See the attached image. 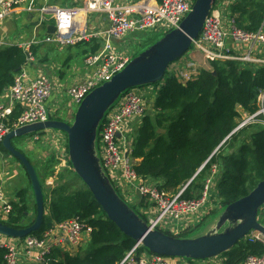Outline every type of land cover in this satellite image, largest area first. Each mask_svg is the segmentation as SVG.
Here are the masks:
<instances>
[{"label": "trees", "instance_id": "obj_1", "mask_svg": "<svg viewBox=\"0 0 264 264\" xmlns=\"http://www.w3.org/2000/svg\"><path fill=\"white\" fill-rule=\"evenodd\" d=\"M231 13L236 14L238 26L257 32L264 22V0L235 1ZM86 42L89 49L85 57L102 47L95 40ZM31 52L35 56V47ZM29 61L28 53L17 45L0 48V97ZM173 64L164 79L154 84L157 95L135 127L131 150L133 167L141 178L151 180L158 188L170 194L184 190L182 197L193 199L202 195L212 168L217 166L212 191L224 208L248 195L264 180V127L255 126L249 134L250 142L240 143L236 151L233 150L235 143L247 129L230 136L238 123V107L248 113L258 108L259 91L264 89V65L213 61L212 70L202 69L192 79L184 81L180 73L171 72ZM20 114L14 110L8 122L10 129L14 128ZM0 146L5 151L3 145ZM36 171L38 173L37 168ZM67 175L68 170L64 169L60 183L50 191V201L45 196L43 224L32 235L43 239L58 224L77 219L85 224L89 239L86 249L80 248L75 254L55 249L46 263L119 264L137 242L107 217L85 184L68 193L64 185ZM74 178L80 179L76 173ZM29 185L33 192L31 182ZM28 193L27 188L16 192L12 213L5 222L9 226L21 229L31 223ZM34 210L36 212L35 201ZM263 250L260 242L243 240L223 256L229 264H239L251 255L262 254ZM6 252L0 247V264H4ZM145 252L149 251L139 245L134 258L139 260Z\"/></svg>", "mask_w": 264, "mask_h": 264}, {"label": "built area", "instance_id": "obj_2", "mask_svg": "<svg viewBox=\"0 0 264 264\" xmlns=\"http://www.w3.org/2000/svg\"><path fill=\"white\" fill-rule=\"evenodd\" d=\"M195 1L132 0L121 4L117 0H83L82 6L76 9L59 7L52 3L40 5L38 0H0V22L11 17L17 10H22L36 17V31L42 28L47 30L49 25L56 26L54 34H46L44 38L34 37L28 41L21 38L11 41L9 37L0 36V48L17 45L28 53L31 60L32 47L41 43L74 45L83 40L88 42L102 40L101 49L84 59L85 66L92 69V74L72 85L67 91L68 105L79 106L90 92L110 81L133 60L134 55L128 51L118 50L114 40H122L146 30L165 34L179 28L192 10ZM77 10L86 15L104 14L110 25L102 31L81 33L82 21H78L74 16ZM193 46L210 62L236 61L242 64L264 65V22L257 32H250L238 26L236 14L230 13V16L226 17L219 8L214 7L205 20L199 36L193 41ZM181 64L184 69L185 63ZM183 71L181 77L184 81L192 79L195 75L190 70ZM52 89V83L47 76L40 73L36 77H31L26 67L15 76L14 84L7 90L8 98L0 100V144L12 130L8 122L17 106L20 107L21 114L13 129L50 119L47 103ZM155 95L157 91L154 85L138 87L123 94L108 110L99 127L97 140L99 148L96 146V149L103 169L118 193L120 192L128 201H132L131 196L136 195L147 199L151 205V213L144 215V218L150 230L162 231L166 220L199 213L210 204L218 167L212 168V175L207 180L202 195L193 199L183 198L184 190L170 194L136 173L131 157L134 133L131 121L145 115ZM257 106L253 113L238 107L240 113L238 123L230 136L248 126L264 127V89L259 91ZM66 156L69 157L68 148ZM212 197L216 198L214 195ZM12 209V201L4 186L0 185V217L8 221ZM85 234L89 235L85 224L77 219H70L47 232L43 239L30 235L12 242L0 235V247L7 250L4 264H24L19 257L22 249L41 264H47V257L57 248L75 254L82 248ZM245 240L260 242L264 248V234L260 232L252 231ZM139 245L137 244L119 264H229L227 257L223 255L207 260H192L195 261L193 263L189 262L190 259L145 252L136 260L134 256ZM239 264H264V250L262 254L251 255Z\"/></svg>", "mask_w": 264, "mask_h": 264}, {"label": "water", "instance_id": "obj_3", "mask_svg": "<svg viewBox=\"0 0 264 264\" xmlns=\"http://www.w3.org/2000/svg\"><path fill=\"white\" fill-rule=\"evenodd\" d=\"M216 3L217 0H196L179 28L165 33L161 39L137 54L124 70L90 92L78 106L72 121L50 118L12 129L5 136L3 148L21 163L31 182L36 217L29 226L21 229L0 221V235L22 239L41 229L46 214L44 187L34 164L14 146L13 141L53 130L66 134L73 171L87 186L103 212L125 235L152 254L207 260L230 251L252 231L264 234V225L259 221L260 211L264 207V180L248 195L224 207L207 233L198 237H178L160 230H150L145 218L118 193L105 173L96 149L98 130L108 110L127 91L161 82L170 65L191 49ZM55 32V25L47 27L48 34Z\"/></svg>", "mask_w": 264, "mask_h": 264}, {"label": "crops", "instance_id": "obj_4", "mask_svg": "<svg viewBox=\"0 0 264 264\" xmlns=\"http://www.w3.org/2000/svg\"><path fill=\"white\" fill-rule=\"evenodd\" d=\"M130 1L132 0H117V2L121 4H125ZM38 2L40 5H43L45 3H52L55 5H58L59 7H65V8L67 7L75 8L76 7L77 9L82 6L83 0H38ZM234 2H235L234 0H217L215 7L219 8L221 12L224 13V15H226L227 17L231 13V6ZM74 16L76 17L78 21H82L83 27H82L81 33H84V34L105 30L110 25L109 19L104 14L86 15L77 10V13ZM35 25H36L35 16L29 15L22 10H17L11 17L0 22V36L9 37V40L11 41L16 40L17 38H21L24 41L31 40L34 37L44 38L46 34H48L47 30H44L42 28L40 31H36ZM135 34L136 33L129 35L122 40H114V45L117 47L118 50L128 51L132 53L133 55H135L134 52H136L138 48L142 46V43H143L137 38V36H135ZM95 41L98 42V44L100 42L101 46L103 45L102 40L100 41L95 40ZM124 45H125V48L123 49ZM33 47H35L36 54L29 61V63L26 66V69L31 75V77H36L38 74L42 73L50 79L53 89H52L51 97L49 99V101L52 100L50 109L48 107L49 116L52 119H59L60 117L59 116L57 117V112L59 111L58 100L59 99L62 100L65 97H68L67 91L72 85L80 82L82 79L92 74V69L87 68L84 63L85 51L89 49V45L85 40H83L74 45H57L54 43L45 42V43H41L38 45H34ZM196 51H192L190 53V57H193L194 60H198L197 54L199 53L197 52L199 51L197 52ZM191 62H193V60H190V63ZM179 63L180 64L177 66L175 65L174 68L172 66L170 70L172 73H175V74L180 73V75H182L184 73L183 70H185V68L184 69L182 68L181 63L183 62H179ZM7 98H8V91L6 90V92L0 97V100H5ZM68 103H69V100L67 104ZM68 107H69L68 114L70 118L68 117L67 121L70 122L73 119L75 112L73 110V107L69 105ZM15 111H20L21 113L20 107L17 106L15 108ZM131 123H132L133 132H134L135 127L139 123V119L137 118L136 120L131 121ZM46 133L49 139L52 140L53 149L64 150V151L67 150V136L65 133L60 132V131L59 132L57 131V133H53L52 131L37 133L36 137H34V140L39 139L40 136ZM29 140L27 139V141ZM13 142L15 146L19 144V142H21L20 144H22V138L15 139ZM39 153L40 152L36 150L34 155L37 156ZM6 160L8 159L5 158L4 155H2L0 157V166ZM68 161H69L68 157L66 159H62V162H66L65 166L69 172L72 170V166L69 164ZM58 163H60V161H58ZM20 166L21 167L18 170V173L16 172L11 178L14 179L18 175L20 177L22 176L23 180L25 179L27 180L28 175L24 167H22L21 163H20ZM34 166L36 167V164H34ZM23 171L25 172V175H27V177H25ZM7 173L8 172H4L2 173V176L0 175V181H1V185H3L5 190L7 191L9 199L13 201V199L16 197V192L18 190L17 191L13 190L10 187L12 184L7 183L8 181L5 180ZM60 174L61 173H57L53 176H47V179L51 178L53 180L54 177H56L57 179H60ZM74 181H79V179L77 180L74 178ZM28 184H30V181L27 182V184L24 185L23 188L29 189L28 200H30L31 196L34 197L33 195L34 193L32 192L30 188H28ZM213 193H214V190H213ZM131 200H132L133 205L139 209L138 211L141 214L146 215L147 213H151L150 211L151 205L147 199H142L141 197L137 198V196H134V197L131 196ZM208 210H209V205L205 206L203 210L199 213L191 214L189 216L187 215L185 217H181L175 220L168 219L165 221L162 231L165 233L180 237V235L183 233L188 234L192 231L198 230L197 228L201 226V223H203L204 221H206L208 218L212 216V215L209 216V213L207 214ZM0 216H1V213H0ZM217 219H218L217 217H214L213 220L209 219L207 222V225L205 224L204 226L205 231L198 236H201L207 233L215 225ZM1 220L2 222L5 221L4 219L0 217V221ZM182 237H189V236H182ZM84 239H85L84 243L87 244L89 236L85 234ZM14 240L15 239H11V238L8 239V241H12V242ZM19 257L21 258L24 264H41L37 262L34 257L29 255L25 249L21 250Z\"/></svg>", "mask_w": 264, "mask_h": 264}, {"label": "rangeland", "instance_id": "obj_5", "mask_svg": "<svg viewBox=\"0 0 264 264\" xmlns=\"http://www.w3.org/2000/svg\"><path fill=\"white\" fill-rule=\"evenodd\" d=\"M236 1V0H234ZM230 15H228L227 17H229ZM165 34L160 32V31H150V30H146V31H141L135 34V36H137V38L143 42L142 46H140V48H138V50L136 52H134V57L139 54L142 50H145L147 47H149L150 45L154 44L156 41H158L159 39H161ZM125 48V45L123 46V49ZM140 51V52H138ZM192 51H196L195 47L192 45L191 49L181 58L179 59L177 62H174L173 68L175 67V65H179V62H184L185 63V69L186 70H190L192 72L196 74H198V72H200V70L202 69H207V70H212V62L208 61L207 59H205L204 55H202L200 52H197L199 54H197V58L198 60H194L193 57H190V53ZM132 56V59L134 58ZM190 60H193V62L190 63ZM69 98L65 97L64 99H59L58 100V109L59 111L57 112V117L59 116V119L62 120H68L69 114H68V102ZM51 101H48L47 105L50 109V105H51ZM78 106H73V110L74 112H76ZM75 115V114H74ZM70 118V117H69ZM72 118V117H71ZM139 119V118H138ZM73 120V119H72ZM71 120V121H72ZM69 122V121H67ZM244 129H247V132L242 135L240 137V139L238 140V142L235 143V146L233 148L234 151H236L239 148L240 143L243 142H250L249 139V134L254 131V129H256L255 126H248ZM53 133H57L56 130L52 131ZM98 136H99V131H98ZM34 137H36V134H32L29 135L27 137H22V144H20L21 142H19V144H17L15 147L18 150H21L23 152L26 153V155H28V158L31 159V162L33 161L34 164H36V168L38 170L39 173V178L41 180V182L43 183L44 186V192H45V196L48 199V201L51 200L50 197V191L52 190V188H55L56 185H58L60 182H58L60 179H57L56 177H54V179L52 180L51 178L47 179V176H53L57 173H63L64 169H66V162H62V159H66V150H57V149H53L52 148V140L49 139L47 133L40 136L39 139L34 140ZM18 139V138H17ZM27 139H31L29 141H27ZM14 144V142H13ZM97 148H99V146L97 145ZM33 150H37L40 153L36 156L35 151ZM233 150H228L233 151ZM4 155L5 158H7L8 160H6L4 163L1 164L0 166V175L2 176V173L4 172H8L7 176L5 178V180H7V183L12 184L10 187L17 191L21 188H23L24 185L27 184V182H29V178L27 177V175H25V172L23 171L25 177H27V180H23L22 176H16L14 179L11 178L16 172L18 173V170L20 169V163L12 156H10L6 151H4L1 146H0V157ZM99 155V154H98ZM69 158V157H68ZM58 161H60V163H58ZM70 164V160L68 161ZM23 167V166H22ZM7 169V171H6ZM11 174V176H10ZM74 177H75V173L73 171V168L71 171L68 172V175L66 176V179L64 181V185L67 186V192H72L76 189H78L81 186V182L83 184V181L81 179H79V181H74ZM58 183V184H56ZM1 185V183H0ZM9 187V188H10ZM28 188H30V185L28 184ZM119 194L123 197V195L119 192ZM214 195L213 191L211 192V199H210V204H209V210L207 212V214L209 213V216L212 215L210 218H208L206 221H204L203 223H201V226L199 228H197L198 230L192 231L188 234L183 233L180 236H189V237H196L200 234H202L205 231V224L207 225L208 220H213L214 217L219 218L220 214L222 213V211L224 210L222 204L219 203L217 198H213L212 196ZM137 196V195H136ZM124 198V197H123ZM137 198H139L137 196ZM126 200V198H124ZM215 199V200H214ZM30 201V205H31V209H32V213H31V223L34 221L35 217H36V212L34 210V197L31 196ZM132 207L135 208V210H139L137 207H135L132 203V201H128L126 200ZM149 202V201H148ZM139 212V211H138ZM140 214V212H139ZM259 221L264 225V209H262L260 216H259ZM30 223V224H31ZM29 224V225H30ZM86 244L84 243V245L82 246L83 249H86ZM189 262H195L190 260Z\"/></svg>", "mask_w": 264, "mask_h": 264}, {"label": "bare ground", "instance_id": "obj_6", "mask_svg": "<svg viewBox=\"0 0 264 264\" xmlns=\"http://www.w3.org/2000/svg\"><path fill=\"white\" fill-rule=\"evenodd\" d=\"M59 132V131H58Z\"/></svg>", "mask_w": 264, "mask_h": 264}]
</instances>
